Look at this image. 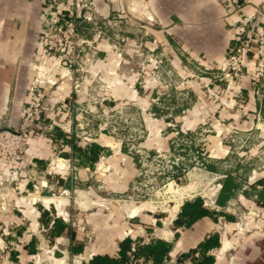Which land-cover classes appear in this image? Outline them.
I'll return each mask as SVG.
<instances>
[{"label": "crops", "instance_id": "crops-1", "mask_svg": "<svg viewBox=\"0 0 264 264\" xmlns=\"http://www.w3.org/2000/svg\"><path fill=\"white\" fill-rule=\"evenodd\" d=\"M48 2L0 0V127L3 120L10 127L17 126L23 105L34 100L29 89L38 77V65L46 68L40 88L53 110L27 134L22 161L1 167L0 224L9 236L6 242L0 240V247L5 242L9 249L0 256V264H69L73 258L87 264L95 255H115L125 238L143 244L155 239L168 242L171 251L165 259L176 260L198 250L212 234L218 235L219 246L205 254L214 264H264V91L257 97L248 75L244 81L224 82L220 87L207 80L215 93L208 96L191 81L190 88L182 89L188 96L172 97L173 111L167 114L151 94L141 97L139 76L128 60L133 50H124V60L119 56L123 52L115 47L89 50V67L81 74L45 57L43 33L51 19L46 11ZM54 4L57 8L56 0ZM64 4L68 8L81 6L82 16L87 12L84 5H89L93 17L101 21L120 12L131 23H144V84L150 90L166 79L168 61L181 78L189 76V59L211 70L222 68L234 38L231 24L238 19H250L253 29L264 30V0H237L232 8L220 0H65ZM127 37L136 39L140 34ZM153 56L160 64L156 60L152 64ZM247 57L249 72L255 56L250 52ZM156 65L159 76L154 75V80L152 68ZM93 98L100 105L135 107L145 131L141 145L156 151L170 152V139L176 133L204 131L202 119L208 116L209 144L201 145L198 154L208 163L222 161L224 170L217 173L213 164H208L210 173L222 180L212 194L198 197L206 209L229 217H235L238 210L239 215L254 213L259 216V232L252 230L253 222L246 225L250 231L243 232L238 223L221 221V217L216 221L202 218L187 228L175 226L183 204L196 198L193 194H180L187 199L177 203L168 227L151 225L148 229L141 208L119 206L138 177L137 158L115 137L96 128L90 140L103 150L93 163H87L68 143L73 140L81 150L89 145L81 142L78 128L86 117L76 111ZM171 122L177 126L176 133L167 131ZM103 166L111 172L99 173ZM11 170L16 172L15 179ZM227 178L237 188L218 206L221 183ZM189 188L186 191H191ZM54 220L67 226L58 236L51 235Z\"/></svg>", "mask_w": 264, "mask_h": 264}, {"label": "rangeland", "instance_id": "rangeland-1", "mask_svg": "<svg viewBox=\"0 0 264 264\" xmlns=\"http://www.w3.org/2000/svg\"><path fill=\"white\" fill-rule=\"evenodd\" d=\"M64 3L65 0H56L57 9L61 11L64 20H68L69 18L75 20L78 33L77 37L73 40V44L78 46L81 52L77 58V65L75 63L74 67L68 69L60 64L61 68L64 67L71 72L77 71L80 74L85 72L89 67L92 57L88 54V51H95L96 48H103L104 46L115 47L117 52H123V55H119L123 60L126 59L124 50H133L128 60L134 64L135 72L139 76L137 84L140 88L141 97H148L151 94L152 98H156L155 103L160 104L161 101L162 110L166 111L167 114H172L173 111L174 103H171L172 97L178 96L182 98L188 96L183 90L188 87L190 88L191 81L196 82L207 96L214 93L210 89L207 80L210 79V82L216 84L218 87L224 86L225 81L220 78L221 69L224 66L219 70H211L208 67L199 66L195 61L189 59V76H184L183 78L177 76L175 67L168 61L169 68L164 67L166 79H161V83L156 85L153 84L152 90L148 89L144 84L146 78L145 64L147 61L146 54L144 53V40L141 38L145 30L144 23H131L120 12L116 16L106 17L101 21L96 17L93 18L95 13L89 5L85 13L86 16L91 15L92 20L87 21L82 16L81 6L68 8L69 5ZM68 10L71 11L72 15L68 14ZM127 34L134 36H139L140 34V37L132 39L127 37ZM130 42H134L135 45L130 44ZM154 60L157 61V64H160V59L157 56H153L152 64H155ZM157 68V65L156 68H152L153 76H159L158 71H156ZM155 76L153 77L154 80L157 79V77L155 79ZM176 78L180 80L179 83H177ZM135 110V107L127 104L119 107L112 106L110 103L100 105L99 101L95 102L93 98L84 108L76 111L86 117L85 123L78 127L79 132L82 133L80 135L83 138L81 142H85L86 144L92 143L90 139L93 138L92 135L96 128L105 135L115 137L122 143L130 154L137 158L139 173L133 183L132 191L128 196L119 200V206L126 205L131 208L135 206L141 208L140 211L146 214L148 222L143 223L145 226L166 227L170 225L168 222L173 216L177 203L183 199H187L185 195L182 196L180 194H193L196 197L198 195L212 194L217 184L222 180L210 173L212 169L208 168V164L213 163L205 162L198 154L201 145L209 144L206 136L209 133V129L206 127L208 125V116L202 119L203 126L205 127L204 131L198 132V134L194 133L193 135L181 132L179 134L176 133L177 126L171 122L169 127H167V131H172L176 134L170 139L171 151L164 152L145 149L141 145L145 138V131L139 114ZM204 159L209 160L207 158ZM212 167L216 169L217 173H222L224 170L222 161L215 162ZM98 171L99 173L108 174L111 172V168L103 166ZM187 187H190L191 191H186ZM248 214L249 212L247 215H239L238 210V216L236 215V218L232 216L231 221L238 223V228L242 229L243 232H249L250 229H247L246 225L253 222L252 230L259 232V227H257L259 225V216L254 215V213ZM220 220L227 221L225 218H220ZM138 223L140 222L138 221ZM7 236H9L7 231L3 235H1L0 231V240L6 242L5 238ZM2 248L3 245L0 247V250ZM5 252L2 253L0 251V256H3ZM68 263L79 264L75 258L71 259L70 262L68 261Z\"/></svg>", "mask_w": 264, "mask_h": 264}, {"label": "built area", "instance_id": "built-area-1", "mask_svg": "<svg viewBox=\"0 0 264 264\" xmlns=\"http://www.w3.org/2000/svg\"><path fill=\"white\" fill-rule=\"evenodd\" d=\"M46 11L50 13L51 19L48 23V29L43 33L45 57H52L57 64L71 69L81 52L78 46L73 44L77 37V26L74 19H63V15L54 5L55 0H48ZM222 5L232 8L237 4V0H220ZM54 4V5H53ZM88 6L84 5L83 9ZM225 7V8H226ZM68 14L72 15L68 10ZM87 21L92 20L90 16H84ZM94 18V17H93ZM251 20L238 19L231 24L234 30V38L228 48L226 63L221 69V79L225 82L244 81L248 75L251 80V86L254 94L258 97L264 91V30L253 29ZM254 54V67L247 72L248 54ZM43 65H38V77H36L30 86V93L34 100L23 105L21 115L17 126L10 127L5 120L0 127V171L2 166H15L22 161L26 136L33 126L40 119L53 113L52 103L44 95L40 88L42 79L47 75ZM79 67V66H78ZM80 68V67H79ZM67 109V108H66ZM5 187V183H1ZM1 235L5 230L0 224ZM7 244L4 243L1 252L7 250ZM149 261L144 258H138L132 264H148ZM163 264H191L190 257L176 260H163Z\"/></svg>", "mask_w": 264, "mask_h": 264}, {"label": "trees", "instance_id": "trees-1", "mask_svg": "<svg viewBox=\"0 0 264 264\" xmlns=\"http://www.w3.org/2000/svg\"><path fill=\"white\" fill-rule=\"evenodd\" d=\"M68 143L72 145L74 151L82 155L87 163H93L103 150L102 147L95 143H90L84 150L75 146L73 140L68 141ZM236 188L237 186L230 178L224 180L221 183V189L216 204L218 206H223L229 194ZM252 188L254 189V187ZM44 217H46V215H43V222L47 223V219H44ZM218 217L225 218L227 221L231 220V217L223 213L206 209L203 200L196 197L183 204L174 224L177 227L183 226L187 228L202 218H211L216 221ZM66 228L67 226L61 220H54L51 235L58 236L62 234ZM218 246L219 237L217 234H212L197 246L198 250H190L187 253L181 254L177 259L190 257L191 264H214L213 258L207 256L205 252ZM28 249L29 255H32L34 253L32 243L28 245ZM170 251L171 244L162 240L155 239L147 244H143L138 239L132 240L130 238H125L118 245L115 255H95L87 264H132L133 261L138 258H144L150 261L151 264H163V260L168 256Z\"/></svg>", "mask_w": 264, "mask_h": 264}, {"label": "water", "instance_id": "water-1", "mask_svg": "<svg viewBox=\"0 0 264 264\" xmlns=\"http://www.w3.org/2000/svg\"><path fill=\"white\" fill-rule=\"evenodd\" d=\"M10 175L12 176V178H14V177L16 178V176H15V175H16V172H14L13 170H11ZM15 178H14V179H15Z\"/></svg>", "mask_w": 264, "mask_h": 264}]
</instances>
